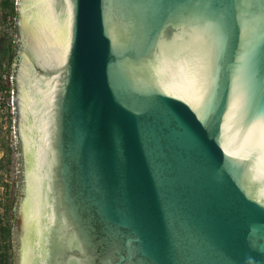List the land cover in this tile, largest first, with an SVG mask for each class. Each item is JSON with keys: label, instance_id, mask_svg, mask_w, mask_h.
Here are the masks:
<instances>
[{"label": "water", "instance_id": "water-1", "mask_svg": "<svg viewBox=\"0 0 264 264\" xmlns=\"http://www.w3.org/2000/svg\"><path fill=\"white\" fill-rule=\"evenodd\" d=\"M16 10L17 264H264V0Z\"/></svg>", "mask_w": 264, "mask_h": 264}, {"label": "rangeland", "instance_id": "rangeland-1", "mask_svg": "<svg viewBox=\"0 0 264 264\" xmlns=\"http://www.w3.org/2000/svg\"><path fill=\"white\" fill-rule=\"evenodd\" d=\"M0 0V5H1ZM14 5L16 0H12ZM15 22V20H14ZM14 30L10 19L3 20L0 7V81H5L6 86H11L10 71L7 70V56L13 46ZM12 91L5 96L0 91V159L5 157L6 150H12L9 159L11 163L6 165L3 160L0 163V227L10 221L16 199V149L13 131ZM15 150V152L13 151ZM11 245V246H10ZM1 246V243H0ZM12 251V242L9 241L8 254Z\"/></svg>", "mask_w": 264, "mask_h": 264}, {"label": "trees", "instance_id": "trees-1", "mask_svg": "<svg viewBox=\"0 0 264 264\" xmlns=\"http://www.w3.org/2000/svg\"><path fill=\"white\" fill-rule=\"evenodd\" d=\"M1 10L3 14V20L6 21L7 19H10L11 25L13 27V30L15 32V25H14V20L17 18L18 14L16 11V7L14 5V2L12 0H2L1 1ZM13 47L10 48L8 56H7V70L12 73V63H13V53L14 50L12 49ZM5 81H0V91L5 94V96H9L10 92L13 90L12 85L10 87L6 86ZM12 150L7 149L5 157L0 159V163L5 160L6 165H9L11 163V160L9 159L11 155ZM14 214L10 216V221L6 225H2L0 227V264H11V259H12V254H8V249H9V241L10 244L12 242V237H11V229L13 226V223L15 221ZM11 246V245H10Z\"/></svg>", "mask_w": 264, "mask_h": 264}, {"label": "flooded vegetation", "instance_id": "flooded-vegetation-1", "mask_svg": "<svg viewBox=\"0 0 264 264\" xmlns=\"http://www.w3.org/2000/svg\"><path fill=\"white\" fill-rule=\"evenodd\" d=\"M15 7H16V4H15ZM17 14L19 16V12H17ZM18 16L15 19L16 23H17ZM16 23H15V41H14V44L12 46L13 47L12 49L14 50V53H13V63H12V68H13L12 69V74L14 72V66H15V63H16V58H15V53H16V49H17V43H16ZM20 182H21V178H20ZM18 196H19V198H18V204H16V206H15L16 209L14 211V217H15V219L18 216V206H19L20 200L22 198L21 188L18 190ZM15 227H16V225L14 223L13 226H12V229H11V237H12V241H14V243H13V249H12V252H11V254H12L11 264H17V257H18V254H17V238H16V229H15Z\"/></svg>", "mask_w": 264, "mask_h": 264}, {"label": "snow or ice", "instance_id": "snow-or-ice-1", "mask_svg": "<svg viewBox=\"0 0 264 264\" xmlns=\"http://www.w3.org/2000/svg\"><path fill=\"white\" fill-rule=\"evenodd\" d=\"M209 87L211 89H214L215 88V81H212L210 84H209Z\"/></svg>", "mask_w": 264, "mask_h": 264}, {"label": "built area", "instance_id": "built-area-1", "mask_svg": "<svg viewBox=\"0 0 264 264\" xmlns=\"http://www.w3.org/2000/svg\"><path fill=\"white\" fill-rule=\"evenodd\" d=\"M13 151L15 152V150L13 149Z\"/></svg>", "mask_w": 264, "mask_h": 264}]
</instances>
